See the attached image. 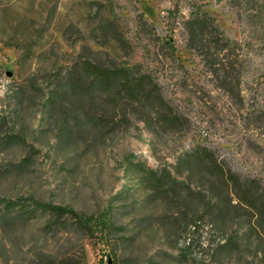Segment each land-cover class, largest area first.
Returning <instances> with one entry per match:
<instances>
[{
    "label": "rangeland",
    "instance_id": "374dc122",
    "mask_svg": "<svg viewBox=\"0 0 264 264\" xmlns=\"http://www.w3.org/2000/svg\"><path fill=\"white\" fill-rule=\"evenodd\" d=\"M201 148L264 188V0H0V264H230L250 215Z\"/></svg>",
    "mask_w": 264,
    "mask_h": 264
},
{
    "label": "trees",
    "instance_id": "16d2710c",
    "mask_svg": "<svg viewBox=\"0 0 264 264\" xmlns=\"http://www.w3.org/2000/svg\"><path fill=\"white\" fill-rule=\"evenodd\" d=\"M204 16L201 17L200 13H196L192 21L199 24ZM126 71L128 76V68L120 69L117 72H108L107 75L104 73L98 74L97 79L111 80L113 78L118 79V73ZM125 77V75H124ZM194 156H189L188 162L204 163L205 160L213 163L216 169H219L220 174L225 178V182L228 188L232 189V199L237 203L233 206L235 209L246 210L250 215V222L240 223L238 222V229L235 231V235L224 238L216 245V250L220 252V258L223 261L227 260L230 264H264V188L255 180H243L237 174L226 171L221 164H218L215 160V156L212 151L207 148H201ZM214 199H210L208 203H212ZM218 207L222 206L220 201L215 202ZM232 205V204H231ZM7 206L13 209H18V212L11 215L10 219L13 222H21L25 219H30L34 216L36 211H42L49 214L52 217H56L60 222L63 218H69L75 221L76 225L92 240H99L110 236L114 229V217L112 210H105L97 215H85L77 212L70 207L61 206H48V205H37L34 206V210L30 211V207H26L17 202H8ZM30 208V209H29ZM229 224V218L223 217L218 220L217 226L225 232ZM191 229H196V223L191 225ZM103 246L109 249L110 245L103 244ZM108 257L109 261V255ZM105 258V257H104ZM104 258L100 260V264H108ZM50 261V259L48 260Z\"/></svg>",
    "mask_w": 264,
    "mask_h": 264
}]
</instances>
